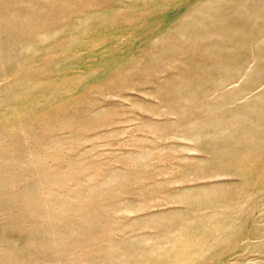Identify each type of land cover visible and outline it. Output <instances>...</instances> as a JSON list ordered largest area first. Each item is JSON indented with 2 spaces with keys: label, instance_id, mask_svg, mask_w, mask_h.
<instances>
[{
  "label": "rangeland",
  "instance_id": "obj_1",
  "mask_svg": "<svg viewBox=\"0 0 264 264\" xmlns=\"http://www.w3.org/2000/svg\"><path fill=\"white\" fill-rule=\"evenodd\" d=\"M200 1L0 0V264H264V130L224 160L161 95Z\"/></svg>",
  "mask_w": 264,
  "mask_h": 264
},
{
  "label": "bare ground",
  "instance_id": "obj_2",
  "mask_svg": "<svg viewBox=\"0 0 264 264\" xmlns=\"http://www.w3.org/2000/svg\"><path fill=\"white\" fill-rule=\"evenodd\" d=\"M233 1L201 0L166 33L169 35L176 28L179 36L175 38L177 45L170 47L177 58L170 57L173 71L165 78L161 95L171 98L169 104L176 107L180 103L176 86L189 88L190 107L207 117L201 131L210 134L219 144L213 148L209 141L207 148L224 152V160L236 163L242 160L241 150L248 152L259 144L246 139L253 137L255 130H264V89L258 100L237 102L257 84L264 83V21H260L261 8L253 7L248 0H237L234 4L239 10L248 9L227 23L226 10ZM219 38L222 44L217 48L227 57L221 61H207L206 56L214 53L213 46ZM214 108L218 115L212 113ZM212 126H219V130H213ZM254 156H249L247 166L251 163L252 167ZM211 160L217 161L216 157ZM253 167L264 168L255 163ZM6 250L13 252L14 246Z\"/></svg>",
  "mask_w": 264,
  "mask_h": 264
}]
</instances>
